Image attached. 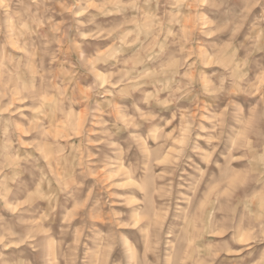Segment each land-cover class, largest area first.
Returning <instances> with one entry per match:
<instances>
[{
	"label": "rangeland",
	"instance_id": "1",
	"mask_svg": "<svg viewBox=\"0 0 264 264\" xmlns=\"http://www.w3.org/2000/svg\"><path fill=\"white\" fill-rule=\"evenodd\" d=\"M0 264H264V0H0Z\"/></svg>",
	"mask_w": 264,
	"mask_h": 264
}]
</instances>
